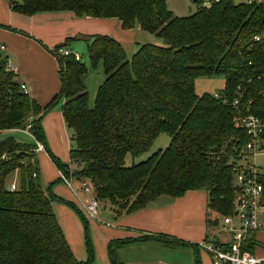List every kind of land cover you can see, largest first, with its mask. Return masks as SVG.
Masks as SVG:
<instances>
[{
	"label": "trees",
	"instance_id": "trees-1",
	"mask_svg": "<svg viewBox=\"0 0 264 264\" xmlns=\"http://www.w3.org/2000/svg\"><path fill=\"white\" fill-rule=\"evenodd\" d=\"M256 1L192 0L195 13L177 17L166 0H9L10 10L23 16L68 12L78 18L116 19L122 30L138 28L161 45H139L128 60L114 39L91 36L88 60L92 67L101 64L104 73L93 108L88 107L85 64L75 54H59L69 41L48 51L57 62L60 90L44 107L22 92L0 53V134L30 124L34 140H0V264H95L90 248L86 261L76 260L52 208L58 198L37 182L35 142L44 141L40 122L60 101L70 133L69 160L78 169L72 171L48 153L49 158L65 176L89 182L97 201L115 216L188 191L207 193L208 229L232 214L233 164L248 142L236 116L249 113L264 123V7ZM258 36L260 41H254ZM214 75L224 78L221 96L197 95L195 80ZM160 134L170 138L165 149L126 166L128 156L147 153ZM14 173L18 182L10 191L7 179ZM259 179L264 199V172ZM139 240L197 249L161 236ZM255 245L254 236L247 245L250 253Z\"/></svg>",
	"mask_w": 264,
	"mask_h": 264
},
{
	"label": "crops",
	"instance_id": "crops-1",
	"mask_svg": "<svg viewBox=\"0 0 264 264\" xmlns=\"http://www.w3.org/2000/svg\"><path fill=\"white\" fill-rule=\"evenodd\" d=\"M0 25L16 31L12 32L0 28V51H3V56L6 57L10 70L16 76V80L27 87L28 96L41 107L47 105L60 90L57 62L48 52L56 46L69 41L65 49L73 54L72 46L74 44L82 41L87 43V40L94 35L108 36L123 47L126 57L130 60L135 50H131L130 45H126V40H130L128 38L134 37V39H137L136 41H141L138 45L158 44L156 41L151 40L150 37H146L143 31L138 28L122 30L120 22L116 19L78 18L68 12L23 16L10 10L9 0H0ZM103 80L104 73L103 77L99 78V83L103 82ZM57 114L63 121V123L60 122L62 128L66 130L61 108ZM49 121V118L42 121L44 133V141L42 143L46 151L35 153L38 158L39 184L42 185L43 183L44 188L51 179H60L59 170L56 168L53 177H50L48 161L45 159L43 162L40 157L41 154L49 157V150L54 155H58L49 142ZM13 132L21 133L19 131ZM68 154L69 151L67 152ZM63 158L68 159L69 155H63ZM45 171H48L47 175ZM58 188H55V190L56 195L59 196L62 194L58 192ZM206 203L207 193L205 191H188L179 198L158 197L144 209L131 215L120 216L119 230L114 231L113 237L118 239L120 245L129 244L131 246L154 243L158 246L169 247V243L164 241H138L144 235L177 239L197 247V249H193L196 256V264H211L208 254L201 248V245L204 241L216 242L220 239L216 234H211L206 227ZM52 208L54 214L57 210L64 215L67 212L65 207L54 203H52ZM62 232L69 245L66 233ZM144 232L146 234H140ZM255 242L257 244L255 248L259 244L261 246V250H258L255 257L264 259V232L259 231L256 233ZM201 251L205 253L202 254Z\"/></svg>",
	"mask_w": 264,
	"mask_h": 264
},
{
	"label": "rangeland",
	"instance_id": "rangeland-1",
	"mask_svg": "<svg viewBox=\"0 0 264 264\" xmlns=\"http://www.w3.org/2000/svg\"><path fill=\"white\" fill-rule=\"evenodd\" d=\"M7 1V0H5ZM208 0H205L207 2ZM235 3L244 2L245 0H234ZM167 8L177 17H187L195 13L197 7L193 4L192 0H166ZM146 37H150L151 40L156 41L158 46L161 45V40L155 36L143 32ZM126 40V45H130L131 50H137L138 44L141 43L136 41L134 37L128 38ZM155 45V44H154ZM73 54H75L86 66L87 74L84 78V84L86 86V91L88 94V107L93 108L96 98V93L99 85V78L103 77V68L101 64L92 67L87 56V44L82 41L76 43L72 46ZM3 55V51H0ZM134 52V53H135ZM133 56V55H132ZM127 58V57H126ZM128 59V58H127ZM195 93L197 95L210 94L215 95L221 92L224 88V78L222 76L214 75L211 77H198L195 80ZM92 88V89H91ZM62 101L56 104L50 112L42 118L40 125L42 126V121L47 118L49 121V132L48 138L50 145L54 150H56L58 155L50 151V154L55 158H58L63 164L68 165L70 169H78V165L64 159L63 155H67L70 147V133L66 129L64 130L60 124L63 123L58 112H60ZM55 115V116H54ZM63 125V124H62ZM12 136L17 142H23L32 144L34 140L32 137L29 138L28 135L12 132V133H1L0 140ZM170 138L166 134H160L151 149L142 156L132 159L130 156L126 158V166L132 164H137L145 161L153 153L163 150L169 144ZM36 143V142H35ZM262 144V150L259 155L255 157L256 164L258 165L259 172H264V141ZM37 158V155H35ZM41 159L43 162L45 159L48 161V168L50 170V177H53V173L56 171L54 163L49 157H45L41 154ZM38 160V158H37ZM247 160L251 162L252 157H248ZM42 164V163H41ZM56 168V169H55ZM48 171H45L47 175ZM39 174V173H38ZM18 174L14 173L7 179V184H15L18 182ZM39 178V176H38ZM54 179V180H53ZM49 184L44 188L43 183L41 189L46 192H50L52 195L58 198L57 201L53 203L66 208L65 215L60 213V211H55L56 217L58 218L59 226L62 231L67 235V239L70 245V249L74 257L79 261H86L88 259V251L91 249L92 257L95 264H112V261L117 264H196V256L193 248L191 247H181L173 246L168 244L169 247L164 245H156L154 243L143 244L137 246H131L129 244L120 245L118 239L113 237L114 231L119 230L120 216H115L110 208L104 204L99 203V208L95 218H88L85 216L82 205L87 201V194H85L81 188L82 181L75 176H67V179L71 181L72 187H67L62 181L53 178ZM39 182V179H37ZM9 185V186H10ZM58 188V192L62 195H56L55 188ZM67 187V188H66ZM55 190V191H54ZM74 206V208L72 207ZM79 212V214L76 212ZM122 216V215H121ZM223 225L222 220L219 218L218 225L209 228L210 233H214L218 236L220 240L227 239V236L222 231ZM264 232V228L261 230ZM140 234H146L140 233ZM111 238V239H109ZM153 242V241H147ZM254 246L253 255L257 256L258 250H261L260 244L257 248ZM264 249V247H263ZM202 252V251H201ZM205 253L204 251L202 254ZM264 264V263H261Z\"/></svg>",
	"mask_w": 264,
	"mask_h": 264
},
{
	"label": "built area",
	"instance_id": "built-area-1",
	"mask_svg": "<svg viewBox=\"0 0 264 264\" xmlns=\"http://www.w3.org/2000/svg\"><path fill=\"white\" fill-rule=\"evenodd\" d=\"M216 2L220 0H215ZM251 3L252 0H246ZM257 4L264 7V0H257ZM261 37H254V41H260ZM3 49V48H1ZM59 54L68 56L71 53L66 49H60ZM76 59L78 57L75 55ZM8 63V62H7ZM8 68L9 64H8ZM22 92L28 95L27 87L23 84L20 86ZM235 110L239 106L238 101L233 103ZM236 126L244 130L248 135V142L243 148L241 158L233 164V187L235 188L234 208L231 215L221 217L222 231L226 234L227 239L216 242L204 241L201 248L208 254L211 264H261L264 259L256 258L247 248V245L253 240L257 232L264 228V199L263 188L260 184L259 175L255 157L260 154L262 148L264 123L253 115L237 114ZM31 125L28 124L21 133L30 135ZM35 153L45 152V146L41 142L35 143ZM248 157L253 160L249 162ZM37 174L34 173L33 177ZM60 180L69 188L72 187L71 181L59 171ZM81 188L88 198L82 205V210L86 217L95 218L99 208L94 193V189L87 181H82ZM15 185L9 186L13 191Z\"/></svg>",
	"mask_w": 264,
	"mask_h": 264
},
{
	"label": "water",
	"instance_id": "water-1",
	"mask_svg": "<svg viewBox=\"0 0 264 264\" xmlns=\"http://www.w3.org/2000/svg\"><path fill=\"white\" fill-rule=\"evenodd\" d=\"M220 96H221V93H220ZM77 172L76 171H74V174H76Z\"/></svg>",
	"mask_w": 264,
	"mask_h": 264
}]
</instances>
